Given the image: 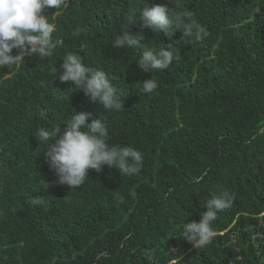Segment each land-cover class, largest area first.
Returning <instances> with one entry per match:
<instances>
[{
	"label": "trees",
	"instance_id": "obj_1",
	"mask_svg": "<svg viewBox=\"0 0 264 264\" xmlns=\"http://www.w3.org/2000/svg\"><path fill=\"white\" fill-rule=\"evenodd\" d=\"M167 2L67 0L44 13L53 55L0 69V264H264V0H182L173 15L205 26L203 39L127 23ZM122 30L141 48H114ZM165 46L178 53L167 69L138 67L143 49ZM67 52L106 71L124 108L104 110L61 82ZM151 76L158 87L145 93ZM81 110L102 115L110 145L142 152L139 173L104 166L79 187L56 183L38 129L63 131ZM219 192L231 206L213 241L193 247L183 225L200 222Z\"/></svg>",
	"mask_w": 264,
	"mask_h": 264
},
{
	"label": "clouds",
	"instance_id": "obj_2",
	"mask_svg": "<svg viewBox=\"0 0 264 264\" xmlns=\"http://www.w3.org/2000/svg\"><path fill=\"white\" fill-rule=\"evenodd\" d=\"M67 0H0V69L12 68L24 63L25 56L51 57L56 48L53 33L54 23L49 21L50 15L45 10H58L65 6ZM182 0H168L167 3L145 6L136 13H130L127 23L140 21L142 29H150L156 35L163 31L168 34L170 26L176 29H187L188 35L193 34L197 39L209 35L205 26L195 20L185 23L184 17L173 15L172 9L181 6ZM188 15V14H185ZM142 37L132 36L127 31H121L112 42L118 49L141 48ZM13 50L16 54L13 55ZM178 53L162 48L148 47L136 63L145 73H153L167 69ZM60 71L57 67L61 82L72 81L82 88L85 95L93 102H99L104 110L118 112L124 108L120 92L106 71L94 69L83 62L82 57L75 52H67ZM142 91L153 93L158 83L155 79H146L140 83ZM90 121V122H89ZM61 131L60 127L49 131L38 129L39 142L47 143V163L55 173L56 183L67 185L69 188L79 187L88 178L89 170L102 172L104 166L117 168L120 174L135 175L142 170L143 154L137 148L128 145H110L109 131L106 121L100 115L93 118L91 112L75 111ZM50 141V143H49ZM48 185V184H47ZM49 186V185H48ZM36 199L33 203H37ZM232 200L228 193L219 192L206 202V211L201 214L200 222L184 223L182 236L196 248H203L213 241L217 232L214 222L220 211L229 208ZM181 259V258H180Z\"/></svg>",
	"mask_w": 264,
	"mask_h": 264
}]
</instances>
